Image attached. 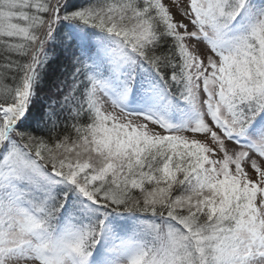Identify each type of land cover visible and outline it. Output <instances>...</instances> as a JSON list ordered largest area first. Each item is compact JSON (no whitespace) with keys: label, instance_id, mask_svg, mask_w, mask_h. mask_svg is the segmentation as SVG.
I'll use <instances>...</instances> for the list:
<instances>
[{"label":"snow or ice","instance_id":"6c2138e0","mask_svg":"<svg viewBox=\"0 0 264 264\" xmlns=\"http://www.w3.org/2000/svg\"><path fill=\"white\" fill-rule=\"evenodd\" d=\"M0 264H264V0H0Z\"/></svg>","mask_w":264,"mask_h":264}]
</instances>
